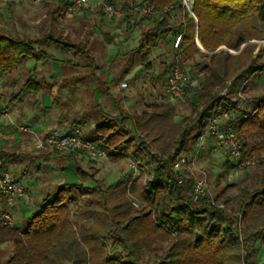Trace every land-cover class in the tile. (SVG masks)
<instances>
[{"label":"trees","instance_id":"trees-1","mask_svg":"<svg viewBox=\"0 0 264 264\" xmlns=\"http://www.w3.org/2000/svg\"><path fill=\"white\" fill-rule=\"evenodd\" d=\"M118 1L124 13L137 3L138 6L156 8L178 6L177 0ZM194 1L197 24L187 14L183 23L176 26L170 24L171 17L149 20L152 27L149 31L154 38H147L138 48L144 57L142 66L145 69L151 68V63L145 58L157 45L155 39L176 30L184 36L174 55L187 62L200 55L208 57L199 50L196 38L206 52H216L221 47L239 51L247 42L259 37L258 23L264 29V0ZM107 2L113 6L117 4L112 0ZM60 6L55 14L60 15L68 7V2L62 0ZM51 43L62 50H76L89 57L82 48L57 38L52 32L30 40L0 32V75L28 61H34L36 65L49 61L50 56L39 47ZM217 57L219 54L214 53L212 65L202 70L208 74L205 88L194 90L189 87L187 91L197 96L198 104L193 105L196 118L181 130L173 152L165 148L158 152L152 148L162 137L160 134L153 136L155 128L149 129L152 118L143 117L136 121L131 118L129 131L124 120L122 125H118L113 117L98 110L100 115L92 130L83 134L103 149L113 162L140 158L141 167H151L153 181L147 185L142 197L148 213L133 215L124 205L109 208L107 204L95 210L93 206L97 203L89 198L94 189L83 184L63 185L57 189L52 201L49 197L44 200L39 211L27 220L24 227H6L0 215V245L11 242L14 248L8 264H150L144 260L147 252L164 253V258L154 264H259L254 249L249 246L253 236L243 231L242 226L264 216V96L255 99V107L250 112L239 109L237 103L216 97L211 90L220 84L219 80L223 82L228 73L224 68L225 61L222 60V64L213 62ZM132 63L131 58L130 66ZM171 67H166L164 76ZM221 69L224 70L222 76L218 74ZM258 71L264 74V66ZM36 73L35 67L12 102L27 93L38 94L44 90ZM220 105L235 112L230 123L242 139L244 158L262 159L256 184L244 189L239 196L238 215H231L214 204L210 196L193 201V180L183 178L174 170L193 131L197 129L193 139L202 137ZM76 125L73 122L65 132L79 128ZM53 152L70 153L69 160L75 164L76 171L84 173L77 160L82 152ZM5 157L7 154L0 152L1 170H5L2 163ZM223 169L226 173L237 169L230 154ZM68 192L88 197L85 204L77 208L76 214L69 209L75 203V197L68 199ZM86 215H91L90 222H84ZM74 230L79 233L78 238L72 237ZM172 238H177L178 242L165 250L164 244L170 243Z\"/></svg>","mask_w":264,"mask_h":264},{"label":"rangeland","instance_id":"rangeland-1","mask_svg":"<svg viewBox=\"0 0 264 264\" xmlns=\"http://www.w3.org/2000/svg\"><path fill=\"white\" fill-rule=\"evenodd\" d=\"M61 1L20 0V3H26L28 6L34 4L45 10L46 17L42 21L43 29L39 35L50 31L57 38L82 48L89 57L76 50H62L53 43L39 47L50 56L49 61L39 63L41 71L36 74L38 82L44 85V90L38 94L27 93L14 102L11 101L18 95L31 74L25 65L21 66L18 71L5 77L7 88L0 93V115L7 116L12 127L16 122L35 124L38 121L44 128L41 132L43 139L53 130L65 131L73 122L77 123L76 127L81 128L83 134H89L100 112L113 117L118 125H122L121 122L124 120V126L129 131L131 118L135 121L143 117L152 118L149 129L155 128L153 136L162 135L160 142L152 148L158 152L164 148L173 152L181 130L195 120L193 105L198 104L194 93H187L183 98L174 101H171L167 94L170 71L166 76L163 74L166 67L174 63L173 33L155 39L157 45L145 58L151 63V68L145 69L141 67L144 57L139 52L138 45L147 38L154 37L149 31L152 28L150 19L141 18L139 13L141 6H138V3L132 10L124 13L117 1L116 7L113 6L116 14L112 17L105 14L100 6L97 8L89 6L75 14L69 13L68 7H63L60 15H54L52 10L59 8ZM142 1L139 0L140 3ZM103 2L107 3V0H92L95 4ZM3 4L5 1L1 0L0 8ZM6 4L15 3L10 0ZM184 16L185 14L181 13L178 21ZM139 18L141 21H138ZM0 22L4 23L5 20L0 17ZM141 23L145 24V27L138 28V35L133 38L130 31L135 24ZM2 29L0 28V32L6 34ZM257 29L260 32L259 37L247 42L239 51L221 47L216 52L204 53L208 57L200 55L187 62L179 60L182 71L196 84L192 88L194 90L205 88L208 74L202 70L212 65L211 56L214 53L219 54L213 62L222 64V60L225 61L224 68H227L228 73L223 82L219 80L220 84L211 91L216 97L237 103L241 110L252 111L255 99L264 96V74L258 71L264 66V52H261L262 46L257 43L264 40V29L260 23L257 24ZM138 36L141 39H137ZM243 51L245 52L242 54ZM131 58L133 63L130 66ZM132 70V77L127 78L126 74ZM223 72L221 69L218 74L222 76ZM123 83H126L128 88H121L120 85ZM200 110L202 111L201 108ZM22 114L26 116L23 119L20 117ZM221 121L222 124L227 122L224 118ZM206 133L207 127L203 135ZM196 134L197 129L191 134L185 152L177 161L179 164L177 172L185 179H192L193 182L206 178L207 196H210L211 201L231 215H238L239 196L244 189L256 184L257 172L262 168L260 167L262 159L252 158L256 161L253 168L235 169L226 173L223 166L229 153L217 147L209 136H206L204 146L197 148L198 139H193ZM41 151L44 154L41 158L48 162V165L41 169L44 181L39 180L41 182L38 184L35 172H31L35 177L34 181L26 182L19 178L22 186L35 189L34 194L26 189L24 198L28 203L26 200L23 201L24 222L20 227H24L27 220L39 211L43 199L49 197L52 201L57 189L67 184H83L94 189L95 192L89 198L97 203L93 206L95 210H100L103 204H107L109 208L124 205L133 215L149 212L142 197L147 185L153 181V175L150 166L141 167L140 158L113 162L108 155L102 160H92L85 154H80L77 160L84 172L81 174L69 160L70 153L55 154L50 150ZM29 161H33V158H28L25 164ZM35 166L36 164H32L30 169H33L32 167L35 169ZM66 196L68 199L75 197V203L69 206L72 214H76L77 208L85 204L88 198L75 195L73 192H68ZM91 219V215H86L84 222H90ZM255 220L257 223L249 222L242 228L253 236L249 246L255 251L256 262L261 264L264 263V216ZM78 234L74 230L72 237L78 238ZM177 242V238H172L170 243L164 244V249L168 250ZM13 250L11 242L0 245V264H8ZM163 255L164 253L156 255L147 252L144 254V260L154 264L158 259H163Z\"/></svg>","mask_w":264,"mask_h":264},{"label":"built area","instance_id":"built-area-1","mask_svg":"<svg viewBox=\"0 0 264 264\" xmlns=\"http://www.w3.org/2000/svg\"><path fill=\"white\" fill-rule=\"evenodd\" d=\"M1 1V0H0ZM40 0H37L39 2ZM68 11L71 14L79 13L83 8L91 4V0H67ZM117 2L118 0H112ZM178 6L183 9L185 14L192 18L196 23L197 17L194 13V0H177ZM101 7L103 12L109 17L114 16L115 10L113 5L108 2L102 4H93L94 8ZM141 18H164L173 17L175 13V6L170 5L163 8H156L150 5H143L139 10ZM183 34H178L174 38L173 47L179 50L183 41ZM262 46L261 52H264V40L257 42ZM226 49V48H225ZM232 53V51H231ZM234 53V52H233ZM264 54V53H263ZM174 63L172 64L170 74L167 83V94L171 101L183 98L189 89V87H195V83L190 81L189 77L182 71L179 64V57L174 55ZM123 89L128 88L126 83L120 86ZM235 112L224 108L220 105L217 108L215 116L209 121L207 125V133L198 139L197 148H202L205 143L206 136H209L215 141V145L219 148L226 150L232 157L236 164L237 170L250 169L256 164L253 159H245L243 154L242 139L237 134L234 126L230 121L234 119ZM222 118L227 122L222 124ZM27 132L28 128L21 129ZM39 150H52L58 152H75L80 151L92 160H102L107 157V153L101 149L97 144L84 137L80 128H76L70 133L62 132L59 130H53L45 136L38 144ZM179 164L174 166V170L177 171ZM153 179V178H152ZM26 189L16 179L15 175L7 170H1L0 164V197L3 198L7 204L8 210L1 211V221L4 226L12 228L16 226V221L12 213L9 211L11 207L15 205V202L25 196ZM208 195V182L206 178H200L193 182V201L197 202L201 198Z\"/></svg>","mask_w":264,"mask_h":264},{"label":"crops","instance_id":"crops-1","mask_svg":"<svg viewBox=\"0 0 264 264\" xmlns=\"http://www.w3.org/2000/svg\"><path fill=\"white\" fill-rule=\"evenodd\" d=\"M4 1L5 4H3L0 8V17L1 19H4L5 22L4 23L0 22L1 23L0 28H3L2 30L6 32V35L21 37L27 40L41 36L39 35V32L43 29L42 21L46 17L44 15L45 10L43 8L34 4H29V6L26 5V3L21 4L20 0H11L15 3L13 5L6 4L10 0H4ZM65 1L68 2L67 0ZM93 4L94 3H92L91 0V4L85 6L83 10L89 6L91 8H94ZM60 7L61 6H59V8ZM59 8L53 9L52 13L55 14L56 10H58ZM181 13L185 14L183 9H181L179 6H176L175 13L170 20L171 25L176 26L179 25L180 23H183L184 18H181V20L178 21L179 15H181ZM138 21H141V19L139 18ZM146 23L149 24V21H147ZM137 25L138 24H135L136 28L134 27L132 28V31H130L131 36L133 38L138 35V28L145 27V24L143 23H141L138 26ZM10 32H12L13 34H10ZM172 33H173V39L175 38L176 35L181 34L177 30ZM138 38L141 39L139 36L137 37V39ZM196 44L202 53H207L203 49L197 38H196ZM140 45L141 42L139 43L138 48L140 47ZM195 58H197V56ZM23 65H25L24 67L27 69L29 73H32V70L35 67L37 68V73L41 71V69L39 68V64L36 65L34 61H28L8 72L1 74L0 93L3 92V89L7 88L5 77L9 76L12 72L18 71ZM141 67L143 66L141 65ZM132 72L133 70L130 71L128 74H126V77L127 76H128L127 78L132 77L133 75ZM24 116H25L24 114L20 115L22 119ZM17 126H18V130H16ZM14 127H12L8 123L7 116L0 115V152H5L7 154V157H5L2 160V163L5 165V170L12 172L19 182L20 179L25 180L26 182L34 181L35 177L34 175L32 176L31 172L33 173L35 172L37 174L36 176L39 184L41 182L39 180L44 181L43 173L41 172V169L44 165L46 166L48 165V162L41 158L44 157L43 151L38 149V144L41 141V139H43L44 137L41 135V132L44 130V128L40 123H38V121H36L35 124H29L26 122L23 123L16 122ZM22 128H28L29 130L27 132H24L21 130ZM65 131H67V129ZM28 158H33V161H29L28 163L25 164ZM32 164H36L35 169L34 167H32L33 169H30ZM38 186L36 189H38ZM25 189L32 191L30 192L31 194L35 193L34 188H25ZM24 200L27 201V199L24 197L18 199L15 202V205L9 209V211L14 216L16 221V226L18 227H20L21 224L24 222L23 207H22ZM26 203H28V201ZM0 209L1 211L8 210L5 200L1 197H0Z\"/></svg>","mask_w":264,"mask_h":264}]
</instances>
